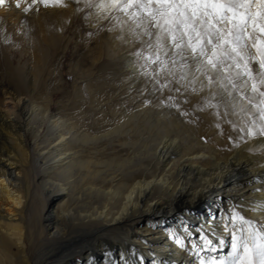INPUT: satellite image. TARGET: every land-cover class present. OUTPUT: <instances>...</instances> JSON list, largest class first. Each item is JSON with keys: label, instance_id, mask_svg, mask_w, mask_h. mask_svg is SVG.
Instances as JSON below:
<instances>
[{"label": "bare ground", "instance_id": "6f19581e", "mask_svg": "<svg viewBox=\"0 0 264 264\" xmlns=\"http://www.w3.org/2000/svg\"><path fill=\"white\" fill-rule=\"evenodd\" d=\"M60 6H0V264H123L132 251L143 264H194L170 233L264 201V137L235 146L240 118L227 117L234 130L200 110L207 95H173L177 110L166 90L139 93L127 28L66 95L57 50L77 11ZM93 12L92 27L109 18Z\"/></svg>", "mask_w": 264, "mask_h": 264}, {"label": "snow or ice", "instance_id": "6c2138e0", "mask_svg": "<svg viewBox=\"0 0 264 264\" xmlns=\"http://www.w3.org/2000/svg\"><path fill=\"white\" fill-rule=\"evenodd\" d=\"M84 2L105 18L117 19L121 32L127 28L133 42H139L132 55L134 75L145 81L142 94L149 87L153 94L206 90L208 98L200 110L212 109L217 120L224 119L234 130L237 126L227 117L240 118L238 141L229 137L235 146L245 136L264 137V0ZM5 3L0 0V6ZM20 3L16 0L17 7ZM36 3L67 6L64 0H32ZM167 107L179 110L171 95ZM215 126L220 128L219 123ZM241 209L264 213V201L251 208L233 204L218 225L212 217L207 228L200 226L193 234L185 226L187 236L172 231L169 239L194 264H264V222L247 218ZM131 256L122 257L123 264H143V256L137 258L134 251Z\"/></svg>", "mask_w": 264, "mask_h": 264}, {"label": "rangeland", "instance_id": "374dc122", "mask_svg": "<svg viewBox=\"0 0 264 264\" xmlns=\"http://www.w3.org/2000/svg\"><path fill=\"white\" fill-rule=\"evenodd\" d=\"M83 1L84 0H80L79 3H76L75 0H64V4H66L68 8H72L74 9L73 12L75 11L77 12L75 13L76 15L73 16V21L69 26L67 32L65 33L66 35L64 38L65 41L63 42V44H61L60 46L61 48L59 47L61 50L60 49L57 50V55L60 53L58 56L64 57L63 66H62L63 75L60 77V79L58 77L57 79L55 78L54 80H63V82L59 83L58 86L63 88L62 90L65 92L66 95L69 94L70 96H72V94L74 93L76 78L80 75V73H85V72L88 73L87 70L90 67L89 62H91V60L95 58L97 55H100L102 53L105 55L107 48L109 47L107 38L110 32L112 30H117V32L114 33L115 36L116 35L121 36L123 33L121 32V30H119L117 19H114L112 17H109L108 20L103 22V24H101L98 28L94 26L92 27L93 22L96 21V14L93 15L94 13L93 8L92 9L86 8L85 4H83ZM93 2L98 3L99 0H93ZM49 6L56 7L60 5L50 4L45 7H49ZM131 42L133 45L132 46L130 45L128 47V50L129 52L134 53L140 47V45L139 42H133V37ZM131 48L133 50H131ZM252 67L255 68L256 65L253 64ZM95 71L96 70H94L93 72ZM5 79L7 80L6 75L0 77V81L2 80L3 83L7 82L4 81ZM143 84L145 85V81ZM144 85L143 87H140V89H138L139 93H141L142 89L144 88ZM165 90L167 92V89ZM118 92H121V90ZM146 92H152L151 88L149 87ZM173 92L171 93L167 92L168 93L167 95L172 94L171 96L176 95L179 98H185V99L186 97L189 98V96H204V97L206 95L208 96L207 91L201 92L199 94L191 93L190 91L183 92V90H182L183 94H177ZM63 97H64L63 94L61 95L59 94L56 97L54 102V109L59 108L58 102H60V100ZM189 108L190 111H193L194 106L192 105Z\"/></svg>", "mask_w": 264, "mask_h": 264}]
</instances>
